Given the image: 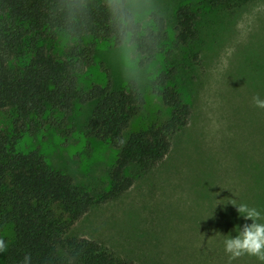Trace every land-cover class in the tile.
<instances>
[{
  "label": "rangeland",
  "instance_id": "1",
  "mask_svg": "<svg viewBox=\"0 0 264 264\" xmlns=\"http://www.w3.org/2000/svg\"><path fill=\"white\" fill-rule=\"evenodd\" d=\"M184 3L198 15V38L189 45L176 39V12ZM127 5L144 26L154 24L153 12L165 18L169 33L165 47L142 64L146 57L136 43L116 46L99 40L94 62L79 77L80 86L105 84L108 74L118 88L130 80L138 82L146 102L125 132L126 139L131 131L170 117L171 107L154 92L153 83L162 70L174 66L177 72L170 85L190 103L192 115L189 124L171 137L168 155L154 167L164 172L150 179L149 194L126 195L128 190L92 206L66 236L87 237L107 248L109 242L119 244L121 256L139 254L150 264H264L246 254L230 259L224 250L225 238H235L237 226L243 231L252 223L237 206L256 208L261 213L257 222L264 223V109L252 99L255 95L264 99V0L231 7H213L206 0H128ZM75 42L60 32L43 44L63 58ZM28 60L18 57L13 63L19 67ZM93 107L94 102L75 103L68 117L69 136L48 120L35 134L26 133L17 148L38 150L51 167L98 195L112 184L120 148L87 133ZM13 113L12 108H0V133L12 132ZM141 171L137 164L127 170L139 183ZM132 219L150 221L148 231L137 240V251L126 246L138 238L132 232L140 237ZM14 238L13 224L6 225L0 263Z\"/></svg>",
  "mask_w": 264,
  "mask_h": 264
},
{
  "label": "trees",
  "instance_id": "2",
  "mask_svg": "<svg viewBox=\"0 0 264 264\" xmlns=\"http://www.w3.org/2000/svg\"><path fill=\"white\" fill-rule=\"evenodd\" d=\"M123 0L118 14L107 0H0V108H12L13 130L0 133V240L13 224L15 238L0 264H138L117 256L87 237H67L70 228L92 206L119 198L136 176L127 170L134 164L142 174L157 166L171 150V137L186 127L192 107L181 91L170 85L177 69L162 70L153 83L155 93L171 107L170 117L124 134L143 110L145 95L135 80L115 87L111 76L105 84L85 89L79 77L95 60L97 43L107 40L119 46L137 44L145 61L165 47L169 33L165 18L151 14L154 24L144 26ZM213 7L234 6L249 0H206ZM176 39L189 45L198 38V15L188 3L176 12ZM66 32L75 39L66 56L57 57L43 44ZM18 57H29L15 66ZM94 102L85 129L96 138L120 148L111 171L110 188L98 195L75 184L74 178L51 167L38 150L20 151L18 142L35 134L49 120L69 136L68 117L75 103ZM64 114L57 117V114Z\"/></svg>",
  "mask_w": 264,
  "mask_h": 264
},
{
  "label": "clouds",
  "instance_id": "3",
  "mask_svg": "<svg viewBox=\"0 0 264 264\" xmlns=\"http://www.w3.org/2000/svg\"><path fill=\"white\" fill-rule=\"evenodd\" d=\"M107 4L113 14H118L123 7V0H107ZM252 99L256 107L264 109V99H261L259 95L253 96ZM233 205L235 204L233 203ZM237 211L246 220H251L252 223L250 225L246 224L243 231H240V227L237 226L235 238L232 236L225 238V252L229 254L230 259H235L246 254L264 261V223L257 222L261 219V213L256 208L249 207L243 203L237 206ZM4 247L3 240H0V251ZM29 259V257H25V264H27Z\"/></svg>",
  "mask_w": 264,
  "mask_h": 264
},
{
  "label": "crops",
  "instance_id": "4",
  "mask_svg": "<svg viewBox=\"0 0 264 264\" xmlns=\"http://www.w3.org/2000/svg\"><path fill=\"white\" fill-rule=\"evenodd\" d=\"M156 172H164L163 170L161 169H151L145 173L142 174V179H141V182H137V180H135L133 186L129 189L128 191V194L126 195H129L131 194V192L133 191H138L139 192H143L145 195L149 194L150 190L152 189V186H153V182L150 180L155 174ZM142 193V194H143ZM135 194H132V196H134ZM190 207L192 206H197L196 204H191V205H188ZM148 222L150 221H147V220H137V219H132V221L130 222L131 225H135L136 227V230L138 232V234L140 235V237L136 234V233H133L132 232V235H134L137 239L134 241V243H131L130 245H126L128 246L129 248H135L136 251L138 250V247L139 245H136L137 244V240L138 239H142L143 236H144V233H146L148 231V226L150 224H147ZM104 243V242H103ZM108 247L110 249H112L119 257L121 258H124V259H128V260H131V261H134L138 264H150L148 263L147 261H144V257L139 255L137 256V254H133L134 256L128 258L127 256H121V245L119 244H115V245H112V243H108ZM141 251V250H140Z\"/></svg>",
  "mask_w": 264,
  "mask_h": 264
}]
</instances>
